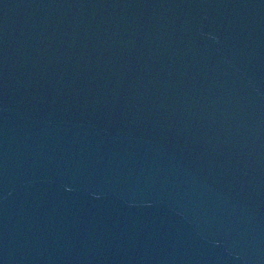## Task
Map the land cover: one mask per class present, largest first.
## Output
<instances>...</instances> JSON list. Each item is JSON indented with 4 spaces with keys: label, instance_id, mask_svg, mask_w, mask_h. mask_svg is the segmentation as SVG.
<instances>
[{
    "label": "water",
    "instance_id": "obj_1",
    "mask_svg": "<svg viewBox=\"0 0 264 264\" xmlns=\"http://www.w3.org/2000/svg\"><path fill=\"white\" fill-rule=\"evenodd\" d=\"M0 264H264V0H0Z\"/></svg>",
    "mask_w": 264,
    "mask_h": 264
}]
</instances>
